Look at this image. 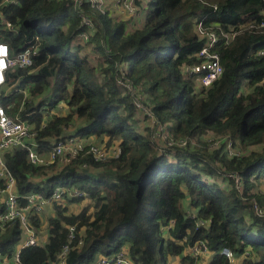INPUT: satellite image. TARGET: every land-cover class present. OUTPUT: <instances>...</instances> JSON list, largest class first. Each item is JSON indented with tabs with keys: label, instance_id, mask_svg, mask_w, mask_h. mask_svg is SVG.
<instances>
[{
	"label": "trees",
	"instance_id": "obj_1",
	"mask_svg": "<svg viewBox=\"0 0 264 264\" xmlns=\"http://www.w3.org/2000/svg\"><path fill=\"white\" fill-rule=\"evenodd\" d=\"M84 9L92 11L89 4ZM2 10L14 25V30L0 25V40L12 55L34 47L31 66L6 73L0 100L7 113L31 123L41 152L49 150L50 139L66 136L70 122L81 138L122 149L119 158L103 162L85 152L58 170L56 164H33L26 148L5 151L21 195L51 196L66 186L89 196L77 214L56 203L54 216L31 212V225L46 236L43 244L22 247L26 233L19 219L0 230V250L10 258L20 252V261L9 264H56L66 245V264H96L123 250L133 264H201L202 257L189 251L198 241L209 248L206 264H264V214L256 210L264 211V193L253 191V182L264 178V56L256 55L264 48V27L218 47L224 73L209 88L196 90L182 71L205 45L198 20L227 30L261 21L264 0H148L139 26L98 13L88 45L80 41L86 27L74 0H20ZM85 51L102 62L90 65ZM120 62L166 129L195 139V146L171 149L172 155L159 151L150 127L142 131L146 121L132 96L117 83ZM62 103L67 113L60 111ZM226 137L240 155L230 156L225 140L210 149V139ZM258 145L261 151L252 149ZM85 162L88 168L81 167ZM93 169L100 170L97 176ZM231 174L239 176L240 189ZM224 248L234 252V262Z\"/></svg>",
	"mask_w": 264,
	"mask_h": 264
},
{
	"label": "built area",
	"instance_id": "obj_2",
	"mask_svg": "<svg viewBox=\"0 0 264 264\" xmlns=\"http://www.w3.org/2000/svg\"><path fill=\"white\" fill-rule=\"evenodd\" d=\"M138 1L74 0L76 7L81 12L82 23L86 27V31L80 34V41L88 45L90 37L98 24L96 18L98 13L115 15L119 19L138 23L139 26L143 15V8L146 6L147 1L141 0L142 4H139ZM19 2L20 0L0 1L1 29L14 30V25L5 17L2 8L7 5H18ZM85 4L91 6V12L85 11ZM214 8L217 9V6L214 5ZM263 27L264 18L261 21L250 20L241 22L229 30L225 29L218 22L210 25L204 19L198 20L196 30L200 39L205 40V45L197 53V61L183 66V74L194 83L196 90L200 91L209 88L224 73L218 47L224 44L229 45L241 32ZM33 48L27 47L17 57H12L9 44L0 41V96L6 82V73L10 68H24L32 65ZM106 51L111 53L109 48H106ZM256 55L264 56V48L257 49ZM117 83L132 96L136 109L140 116L148 123L152 131V137L156 141L160 152L171 155V149H183L189 144H196L195 139L174 136L166 129L154 111L146 105L145 95L137 88L134 81L129 78L127 68L121 62L117 66ZM260 83L264 84V76ZM64 129L67 133L66 136L58 139H50L51 144L49 145V150L41 152V149L39 150L41 144L36 140V131L20 117L8 114L0 100V179L4 181V186L0 187V196L2 203L5 205V211L0 213V230L5 231L8 224L19 219L26 233L22 247L43 244L46 240V236L41 235L30 223V214L32 211L44 212L48 206H52L55 203L63 207H68L70 203L79 202L82 199H89V196L85 190L66 186L56 187L51 196H46L38 192L21 195L17 189L16 179L6 164L4 157L6 150L13 147L26 148L29 151V160L36 166L55 163L58 168H63L71 164L74 159L85 152L91 153L97 162H103L111 158L116 159L121 156L122 149L118 145H113L110 149H106L96 144V141L93 139L86 140L81 138L76 130L73 131L75 129L73 122L67 124ZM223 140L226 141V151L230 156L241 154V151L236 149L233 140L228 137L210 139L211 149L219 147ZM47 157L49 158L47 159ZM89 166L86 162L81 165L82 168H88ZM231 177H236L237 187L240 189L239 176L231 174ZM22 199H25L26 203ZM256 210L259 215L264 214V211L259 206H256ZM198 224L207 225L203 221H198ZM69 230V238L72 240L75 235V226H69ZM82 242L83 240H80L79 244H82ZM69 250L70 246L66 245L59 255V262L56 264H66V257ZM189 251L195 257L206 258L209 256V248L204 241H198L189 247ZM19 253L18 250L13 255V258H10L0 250V264L18 263L20 261ZM222 253L231 262L235 261L236 256L229 248H224ZM245 254L249 255V252L247 251ZM96 264H133V262L121 251L113 256L99 259Z\"/></svg>",
	"mask_w": 264,
	"mask_h": 264
},
{
	"label": "rangeland",
	"instance_id": "obj_3",
	"mask_svg": "<svg viewBox=\"0 0 264 264\" xmlns=\"http://www.w3.org/2000/svg\"><path fill=\"white\" fill-rule=\"evenodd\" d=\"M146 1H148V0H146ZM86 53H88L89 54V52L88 51H85ZM90 55V54H89ZM18 55H14V57H17ZM90 56H92L91 58H89V62H90V65H94V66H98L99 65V63L100 62H102V58H97V56H94V55H90ZM141 120H142V122L143 121H146V120H144V119H142L141 118ZM78 125H80L79 124V122H77V126ZM141 127L143 128V132H145V129H149V125H148V123L146 122L145 124L143 123L142 125H141ZM150 130V129H149ZM102 141H96L95 143L96 144H98V145H100V146H103L104 147V145H103V143H101ZM211 143V142H210ZM194 146H195V144H193ZM210 149H211V147H210ZM249 149V148H248ZM252 149H257V150H259V151H261L262 150V146L261 145H258V146H255V147H253ZM211 150H213V149H211ZM250 150V149H249ZM172 155V154H171ZM61 167H57V170L58 169H60ZM204 178H206V176H204ZM219 182L222 184V179H220L219 180ZM254 192L256 191H261V192H263L264 193V178H261V180H255L254 182ZM239 184V183H238ZM222 186L223 187H226V186H228V183L227 184H222ZM188 200V199H187ZM187 200H185V206H186V208H187V210H188V213L190 214V215H192V216H195L196 215V213H195V210L194 209H192L191 207H190V205L188 204V201ZM82 210V208H80V210H77L75 207L74 208H68V211H67V213L68 214H70V213H75V214H77V213H79L80 211ZM48 216V215H47ZM85 234V232H82V235H84ZM123 251H125V252H127L126 250H123ZM207 260H208V257H206V258H202L201 259V264H206L207 263Z\"/></svg>",
	"mask_w": 264,
	"mask_h": 264
},
{
	"label": "crops",
	"instance_id": "obj_4",
	"mask_svg": "<svg viewBox=\"0 0 264 264\" xmlns=\"http://www.w3.org/2000/svg\"><path fill=\"white\" fill-rule=\"evenodd\" d=\"M1 41V40H0ZM11 54H12V51H11ZM12 57H14L13 55H12ZM27 93V92H26ZM26 95H28V94H26ZM45 95H50V94H45ZM38 102H40V101H38ZM67 106L65 105V103H62V105H61V107H60V111H64V112H68V110H67V108H66ZM52 113H56L57 114V112H56V110L55 111H53ZM18 117H20V116H18ZM23 120V119H22ZM49 120H50V117H46V118H44V120H43V124L45 125V124H47L48 122H49ZM25 121V120H24ZM26 123H28L29 125H30V127L31 128H33V126L31 125V123H29V122H27V121H25ZM43 125V126H44ZM49 157H47V159H48ZM46 159V160H47ZM53 164H55V163H50V164H45V165H43V166H48V165H53ZM56 169H57V166L55 167ZM100 170H94L93 169V171L91 172L92 173V175H94V176H97L98 175V172H99ZM89 200H84V201H79V202H75V203H70V205H68V208H76L77 210H80V208H84V206H85V204L88 202ZM44 213L46 214V215H48V217H51V216H54V213H55V209H54V207H52V206H48L46 209H45V211H44Z\"/></svg>",
	"mask_w": 264,
	"mask_h": 264
}]
</instances>
